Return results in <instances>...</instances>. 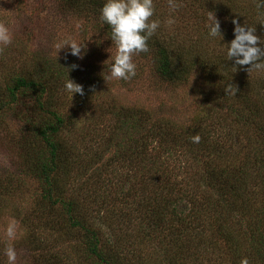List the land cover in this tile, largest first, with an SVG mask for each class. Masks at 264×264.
I'll return each instance as SVG.
<instances>
[{
    "label": "trees",
    "instance_id": "1",
    "mask_svg": "<svg viewBox=\"0 0 264 264\" xmlns=\"http://www.w3.org/2000/svg\"><path fill=\"white\" fill-rule=\"evenodd\" d=\"M83 1H88V9L100 16L104 0H62L61 7L82 6ZM181 1L198 8L199 14L193 15L196 20L201 19L204 27L201 26L197 40L188 37L187 30L179 26V22L183 21L182 15L187 20ZM243 2L241 5L240 0L239 7L237 0H175L176 8L171 13L175 23L169 25L166 23L170 15L169 0L154 1L152 19L158 20L160 26L148 40L149 51L138 55L153 56L155 71L166 82L176 84L188 81L199 71L212 87V92H208L211 97L207 111L197 119L199 124L178 126L179 129L164 119H152L137 111H126L124 114L111 111L117 128L110 130L112 133L105 141L108 149L113 147L114 151L107 165L96 168L91 181L92 200L98 203V197H102L99 212L107 208L108 203L105 202L111 199L113 202H125L127 210L130 209L112 210L110 221H116L117 215L136 212L146 224L143 225L146 230L151 228L153 233L173 235L175 244L170 248L176 247L182 252L187 248L191 250V244L196 247L213 238L224 239L228 247L233 245L234 249L230 264H242V261L252 264L249 249H256L264 257L263 231L250 234L243 229V221H246L247 227L253 225L252 231L255 228L261 230L263 227L259 222H264V211L257 215L256 220L249 222L248 210L254 204L256 187L264 193V93L259 94L255 101L240 91L243 87L242 75L250 70L257 74L254 87L262 89L259 87L261 81L257 79L261 80L258 71L261 68L234 66V59L226 60L225 55L227 44L234 39L233 19L255 27V34L264 39V23L258 22H264L258 16L264 10L257 8V0ZM209 11L215 13L221 23L223 40L222 37L212 39L207 36L205 23ZM104 27L110 34V27ZM261 46L264 47V44ZM42 63L44 66L36 76L14 77L9 88V102L2 100L4 107L18 100V93L38 91L36 101L43 110L44 106L39 102L42 94H51V86L58 88L64 80L57 68L49 66V62ZM53 76H57V81L51 84ZM227 83H231L233 88L228 94L224 89ZM36 114H40L39 117L29 119H33L28 124L31 138L22 137L25 143L20 147L24 165L40 183V208L36 209L42 212L40 217L57 227H61L60 218H66L70 230L84 232V250L93 261L91 264H137L132 259L124 260L114 251L109 239L114 236V230L107 239L104 238L100 228L94 226L96 220L95 224L93 219L90 220L92 207H87L79 197L69 192V175L75 172L79 156L85 154L88 158L86 163L91 164L103 160L101 152L94 145H87L90 149L86 153L84 149L74 152L73 148H67L60 139V133L72 123L57 110L48 107L42 112L36 108L33 115ZM138 128L148 129L147 134L136 136ZM197 134L200 140L193 143L191 137ZM175 152L197 162L200 169L187 186H183L177 180L178 174L171 171L169 156ZM135 178L139 185L135 184L133 189L128 185ZM82 187L80 184L79 191ZM181 206L185 210L181 211ZM58 207L63 209L64 217H58ZM51 214L53 219L47 220ZM247 234L252 235L247 240L251 247H247L249 242L241 240V236L246 237ZM150 235L151 232H146V237ZM31 243L35 245V251H42L47 245L37 236ZM244 253L246 256L242 257ZM175 255L169 259L172 264H185L184 258ZM55 260L37 264H56Z\"/></svg>",
    "mask_w": 264,
    "mask_h": 264
},
{
    "label": "rangeland",
    "instance_id": "2",
    "mask_svg": "<svg viewBox=\"0 0 264 264\" xmlns=\"http://www.w3.org/2000/svg\"><path fill=\"white\" fill-rule=\"evenodd\" d=\"M61 1L0 0V24L8 27L12 35L9 45L0 46V264H8L5 254L8 246L15 250L14 264H37L43 261L52 262L53 259L59 264L93 262L84 250V232L70 230L66 218H60L61 227L46 223L45 219L40 217L42 212L36 211L40 208V183L24 165L20 145L25 143L22 137L31 138L28 135V124L33 122V119H29L40 115H33V110L38 108L44 112L48 107L57 110L72 123V126L67 125L60 133V139L67 148H73L74 152L84 149L86 153L90 149L87 145H94L103 156L102 161H94L95 163L91 164L86 163L88 158L85 154L79 156L75 172L69 175V192L72 196L75 194L79 197L87 207H92L90 220L93 219L94 224L96 220L94 226L100 228L104 238L107 239L111 230H114V236L109 238L110 244L121 258L135 260L137 264H172L169 259L176 254L175 256L185 259V264H230L234 249L233 245L228 247L224 239L210 237L212 241H203L196 247L191 244V250L187 248L182 252L176 250V247L170 248L175 244L173 235L153 233L151 228L146 230V226H143L146 224L136 212L131 215H117L116 221H110L112 210H130H127L125 202L107 200L105 203H108V209L98 211L102 197H98V203L92 200L91 181L96 168L107 165L114 151L113 147L108 149L105 141L112 133L110 130L117 128L111 111H121L123 114L126 111H137L152 119H164L177 129L178 126L191 127L199 124V116L205 115L208 99L211 97L208 92H212V87L199 71L188 81L176 84L166 82L155 71L153 56L143 57L138 54L133 57L137 66L135 77L128 81L107 82L103 76L104 70L107 72L104 62L110 56L107 50L111 47L110 50L114 53L115 46L112 45L110 34L104 30L106 24L100 20V16L88 9V1H83L82 6L79 4L68 9L61 7ZM237 1L240 7V0ZM243 1L245 0H242L241 5ZM231 3L234 4L233 1ZM180 4L183 5L181 8L185 10L184 16L187 20L182 15L183 21L179 22V26L184 31L187 30L188 37L197 40L204 27L201 19L194 18L196 13L199 14L198 8L183 1ZM70 39L83 42V58L67 55L68 46L59 50L57 45ZM42 62H49V66L57 68L64 81L70 77L83 85L85 94H75L72 99L64 91L63 81L58 88L51 86V94H42L39 102L44 106L43 110L36 101L38 91L18 93V100L4 107L5 102L2 100L9 102V88L13 85L14 77L36 76L44 66ZM108 62L110 61H106ZM73 65L76 67H72ZM252 71L242 75L243 87L240 91L256 101L259 94L264 93V68L258 70L261 80L257 78L261 81L259 87L262 89L254 87L257 74ZM56 77H52L51 84L57 81ZM147 131L148 129L138 128L135 135L144 136ZM169 160L171 171L178 174L177 180L183 186H187V182L191 183L197 171H200L197 162L178 152L169 156ZM80 184L83 187L79 191ZM135 184L138 187L139 181L136 178L132 179L128 186L134 189ZM256 189L254 204L248 209L251 217L249 222L256 220L257 215L264 211V193L260 192L258 187ZM182 209L185 210V207L181 206L180 210ZM57 211L58 217L65 216L62 208L58 207ZM52 214L47 220L53 219ZM10 223L15 224L16 230L12 239L6 234ZM263 223L259 222L263 227L261 230L255 228L252 231L253 225L247 227L246 221H243V229L248 230L250 234L262 231L264 233ZM146 232H151L152 235L146 237ZM34 236L43 240V243L47 242L48 246L44 244L42 251H35V245L31 243ZM251 236H241V240L249 242L247 240ZM247 247H251L250 242ZM249 250L252 264H264L263 253L256 249ZM46 256L49 258L46 259ZM241 256L246 255L244 253Z\"/></svg>",
    "mask_w": 264,
    "mask_h": 264
},
{
    "label": "clouds",
    "instance_id": "3",
    "mask_svg": "<svg viewBox=\"0 0 264 264\" xmlns=\"http://www.w3.org/2000/svg\"><path fill=\"white\" fill-rule=\"evenodd\" d=\"M170 15L166 23L172 25L175 23L174 17L171 15L175 11V0H169ZM257 8L264 10V0H257ZM155 12L154 0H104L100 9V20L110 27V38L112 45L115 46V52H110V61L106 65L107 72L104 70V78L108 82L110 80L128 81L136 76L137 66L133 57L141 52H148V40L156 33L160 26L158 20L152 19ZM258 16L264 20V11L259 12ZM259 23H264L258 21ZM234 39H232L225 49L226 60L234 59V66L251 65V68L264 67V39L256 35L255 27L245 23L241 24L238 19H233ZM205 27L207 28V36L215 39L222 37L221 23L217 19L215 13L209 11L206 19ZM12 42V35L5 25L0 24V46H7ZM68 46L67 55L83 58L85 54L82 52L84 48L83 42L74 39L64 40L57 47L60 49ZM72 67H76L73 65ZM249 69V70H250ZM64 91L73 99L75 94L83 96L85 94L84 87L80 83L70 77L64 81ZM226 94L233 91L232 84L227 83L224 87ZM193 143L200 140L199 134L191 137ZM7 236L12 239L16 235L15 224L10 223L6 230ZM8 264H14L16 253L12 246L5 249ZM242 264H247L242 261Z\"/></svg>",
    "mask_w": 264,
    "mask_h": 264
}]
</instances>
